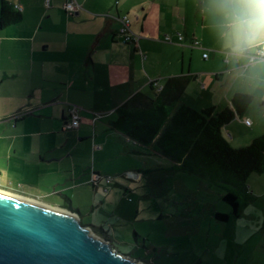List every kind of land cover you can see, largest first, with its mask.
Masks as SVG:
<instances>
[{"label":"crops","instance_id":"1","mask_svg":"<svg viewBox=\"0 0 264 264\" xmlns=\"http://www.w3.org/2000/svg\"><path fill=\"white\" fill-rule=\"evenodd\" d=\"M2 1L22 17L0 27V190L68 208L45 197L60 194L71 205L66 192L90 179L89 168L76 172L71 165L70 107L79 109L71 135L81 141L89 137L81 126L93 121L111 131L117 106L136 93L153 97L172 77L189 78L178 103L195 109L231 106L236 92L251 94L253 103L260 93L262 103L252 113L250 103L222 132L236 147L264 132V58L251 57L254 50L233 52L231 39L225 43L228 7L218 0H76L74 12L63 7L69 0ZM122 15L136 41L119 33ZM204 45L212 56L201 63ZM197 56L205 71L193 68ZM23 109L35 113L18 115ZM6 184L40 191L31 196Z\"/></svg>","mask_w":264,"mask_h":264},{"label":"rangeland","instance_id":"2","mask_svg":"<svg viewBox=\"0 0 264 264\" xmlns=\"http://www.w3.org/2000/svg\"><path fill=\"white\" fill-rule=\"evenodd\" d=\"M218 1L220 8L228 7ZM229 39L230 34L225 43ZM204 46L199 53L201 63L212 56L210 47ZM202 51L210 58L203 59ZM196 60L193 68L205 71L198 56ZM262 101L260 93H256L249 111ZM34 113L23 109L17 114ZM104 119L106 123L108 117ZM92 122L80 127L81 134L87 132L89 136L84 140L73 139L75 129L69 130L74 158L71 165H75L76 172L89 168V181L74 184L66 192L71 205L60 194L45 197L47 201L76 210L78 220L95 235L108 241L118 253L144 264H264V170L248 176L247 185L254 199L234 217L222 200L224 191L219 186L173 169L172 162L154 152L152 145L133 142ZM61 128L68 131L63 125ZM231 145L236 147L233 141ZM94 170L98 172L95 175ZM3 186L31 196H38L40 191L16 184ZM216 213L227 217L218 219Z\"/></svg>","mask_w":264,"mask_h":264},{"label":"trees","instance_id":"3","mask_svg":"<svg viewBox=\"0 0 264 264\" xmlns=\"http://www.w3.org/2000/svg\"><path fill=\"white\" fill-rule=\"evenodd\" d=\"M21 17L16 7L2 1L0 27L17 23ZM188 80L183 76L169 78L153 97L134 94L116 107L115 118L108 122V128L133 142L152 145L154 152L172 162L173 169L195 174L219 186L224 191L222 200L236 217L254 199L247 185L248 176L264 170V132L248 144L234 147L222 128L235 115L243 114L252 95L236 92L231 106L218 111L213 106L195 109L178 103ZM215 216L218 219L227 217L222 213Z\"/></svg>","mask_w":264,"mask_h":264},{"label":"water","instance_id":"4","mask_svg":"<svg viewBox=\"0 0 264 264\" xmlns=\"http://www.w3.org/2000/svg\"><path fill=\"white\" fill-rule=\"evenodd\" d=\"M67 211L0 190V264H144Z\"/></svg>","mask_w":264,"mask_h":264},{"label":"clouds","instance_id":"5","mask_svg":"<svg viewBox=\"0 0 264 264\" xmlns=\"http://www.w3.org/2000/svg\"><path fill=\"white\" fill-rule=\"evenodd\" d=\"M228 6L233 52L259 50L264 57V0H222Z\"/></svg>","mask_w":264,"mask_h":264},{"label":"built area","instance_id":"6","mask_svg":"<svg viewBox=\"0 0 264 264\" xmlns=\"http://www.w3.org/2000/svg\"><path fill=\"white\" fill-rule=\"evenodd\" d=\"M63 7L70 12H74L80 8V5L76 2V0H69V1L64 3ZM16 8H18V7H16ZM119 20L121 22V27L119 29V33L122 35V37L127 41L128 40L136 41L138 39V35L133 34L131 32V30L129 28V19H128L127 15H122L119 18ZM179 37H180V39L182 38L181 35H179ZM165 39L168 40L169 37L166 36ZM193 44L198 45L199 42L197 40H195ZM258 51L259 50L257 49V51L251 55V57H253V58H255V57L264 58V57H261L258 55ZM203 57H207V54L203 53ZM79 119H80V117L78 114V108L74 105L71 106L69 109V120L66 123L65 127L68 129L78 127ZM245 122L247 124L250 123V121L248 119H246ZM130 175L135 176V174H133V173H130ZM106 181H109V178H107Z\"/></svg>","mask_w":264,"mask_h":264},{"label":"bare ground","instance_id":"7","mask_svg":"<svg viewBox=\"0 0 264 264\" xmlns=\"http://www.w3.org/2000/svg\"><path fill=\"white\" fill-rule=\"evenodd\" d=\"M53 208H54V207H53ZM54 209L57 210V211H61V212H63V213H66V214H69V215H70V213H69L67 210L59 209V208H57V207H55ZM74 217H75V216H74ZM89 234L95 236V235L92 233V231H89Z\"/></svg>","mask_w":264,"mask_h":264}]
</instances>
